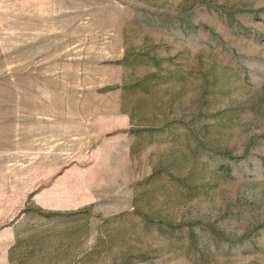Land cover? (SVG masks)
Segmentation results:
<instances>
[{
    "label": "rangeland",
    "instance_id": "374dc122",
    "mask_svg": "<svg viewBox=\"0 0 264 264\" xmlns=\"http://www.w3.org/2000/svg\"><path fill=\"white\" fill-rule=\"evenodd\" d=\"M0 264H264V0H0Z\"/></svg>",
    "mask_w": 264,
    "mask_h": 264
}]
</instances>
